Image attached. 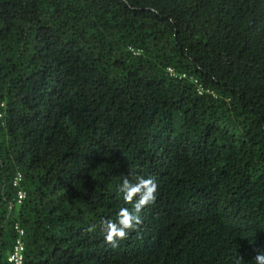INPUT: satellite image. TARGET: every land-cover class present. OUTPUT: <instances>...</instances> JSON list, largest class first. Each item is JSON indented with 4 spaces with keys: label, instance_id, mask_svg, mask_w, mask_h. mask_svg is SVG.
Returning <instances> with one entry per match:
<instances>
[{
    "label": "trees",
    "instance_id": "obj_1",
    "mask_svg": "<svg viewBox=\"0 0 264 264\" xmlns=\"http://www.w3.org/2000/svg\"><path fill=\"white\" fill-rule=\"evenodd\" d=\"M18 239L23 264H256L264 0H0V264Z\"/></svg>",
    "mask_w": 264,
    "mask_h": 264
},
{
    "label": "clouds",
    "instance_id": "obj_2",
    "mask_svg": "<svg viewBox=\"0 0 264 264\" xmlns=\"http://www.w3.org/2000/svg\"><path fill=\"white\" fill-rule=\"evenodd\" d=\"M157 187L151 178L139 177L135 183L127 178L123 180L119 191L123 194L125 204L132 205V208L121 207L115 220L104 219L101 222L107 244L117 247L118 241L126 239L132 230L138 228L142 223L139 213L145 206L155 202ZM254 259L256 264H264V253L257 254Z\"/></svg>",
    "mask_w": 264,
    "mask_h": 264
},
{
    "label": "built area",
    "instance_id": "obj_3",
    "mask_svg": "<svg viewBox=\"0 0 264 264\" xmlns=\"http://www.w3.org/2000/svg\"><path fill=\"white\" fill-rule=\"evenodd\" d=\"M19 180V178H17L16 182L17 183ZM25 193L23 191H19V198L22 199L24 198ZM20 234H23V230L18 228ZM8 260L12 263V264H23V243L21 241V239H18L13 252L9 255Z\"/></svg>",
    "mask_w": 264,
    "mask_h": 264
}]
</instances>
